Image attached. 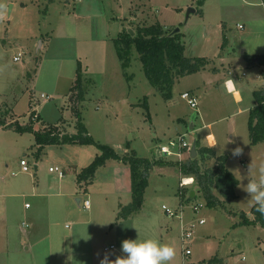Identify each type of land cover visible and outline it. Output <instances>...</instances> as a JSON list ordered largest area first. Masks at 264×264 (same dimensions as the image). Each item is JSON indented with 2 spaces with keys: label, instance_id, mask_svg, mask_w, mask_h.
I'll use <instances>...</instances> for the list:
<instances>
[{
  "label": "rangeland",
  "instance_id": "374dc122",
  "mask_svg": "<svg viewBox=\"0 0 264 264\" xmlns=\"http://www.w3.org/2000/svg\"><path fill=\"white\" fill-rule=\"evenodd\" d=\"M260 1L264 4V0H203L201 4L199 0H0V89L12 80L14 83L13 88L7 87L0 94V119L6 124L32 122L34 128L57 126L60 131L75 132L76 118L71 109L75 93L70 89L67 92L66 85L70 81L73 84L80 66L84 99L78 105L82 122L95 141L112 147L119 155L134 151L139 157L154 160L157 147H172L171 142L182 134L192 141L194 126H201L204 138L208 133L217 138L221 152L227 153L229 170L236 171L239 180L237 196L216 206L206 204L193 179L180 200L179 167L172 163L176 156L161 153L165 160L159 159L164 164L149 168L141 209L129 219H116L113 208L131 200L127 162L109 158L84 190L76 185V172L99 153L97 146L53 144L36 155L32 133L0 126V185L6 192L18 193L2 198L6 212H10L13 224H19L27 202L31 205L26 211L28 217L36 220L38 233L45 235L37 247L36 259L27 257L29 264H91L86 256H73L71 252L70 246L81 248L86 244H92V264H102L122 252L123 240L149 237L175 247L176 256L169 264H264V227L238 223L240 213L246 214L255 203L244 186L249 179L258 180L264 169V142L251 145L246 140L251 91L263 82L259 72L264 62L249 66L245 62L248 55L252 56L250 52H262L264 57ZM189 7L196 11L187 15ZM244 15L251 16V22L246 23ZM153 24L165 31L178 28L185 55L208 58L202 71L182 76L173 84L172 99L163 98L149 83L134 50L126 68H122L115 51L113 39L124 29L134 35L137 27ZM248 29L259 32L260 37L249 34ZM18 52L20 59L14 61ZM213 65L231 69L241 101L226 93L223 75L210 84L216 89L204 91L212 79L207 69ZM243 71L242 80L236 81ZM59 79L65 89L58 84L56 90ZM26 84L28 89L21 95V87L25 89ZM182 91L196 96V108L180 97ZM237 146L243 151L234 156L232 150ZM88 156L91 159H86ZM20 159L26 161L29 171H20ZM182 159L185 161L186 156ZM204 164L212 165L213 160ZM49 166L62 169L64 177L58 178ZM251 168L254 175L249 173ZM182 178L186 177L179 179L180 187ZM34 187L50 195L31 196ZM59 190L67 196H56ZM191 190L193 197L187 194ZM213 192L222 199L215 188ZM86 198L90 201L87 209L82 206ZM14 203L16 212L12 210ZM162 204L177 215H167ZM34 210H38V216ZM201 218L204 223L199 224ZM189 225L193 230L191 254L185 258L181 232ZM110 244L116 249L105 250Z\"/></svg>",
  "mask_w": 264,
  "mask_h": 264
},
{
  "label": "trees",
  "instance_id": "16d2710c",
  "mask_svg": "<svg viewBox=\"0 0 264 264\" xmlns=\"http://www.w3.org/2000/svg\"><path fill=\"white\" fill-rule=\"evenodd\" d=\"M202 1L199 0L200 4ZM222 37V45H224V34H222ZM113 43L122 68H126L129 64L132 50L138 54L144 75L165 99L171 97L172 87L177 78L199 71L207 62L204 56L185 55L180 33L172 34L171 30L165 31L159 24L139 26L134 35L124 29L123 32L113 39ZM81 72L80 66H77L74 82L70 87V91L75 93L73 105H71L76 118L75 132L66 133L60 131L57 126H45L40 129H34L32 122L21 125L14 121L6 124L3 119H0V126L5 128L13 127L17 132L27 131L32 133L34 144L37 145L36 155L42 153L46 145L93 144L97 146L99 153L76 174V183L84 190L91 183L97 168L104 165L109 158L127 162L130 168L131 200L125 205H120V209L116 214V219H124L140 210L145 188L148 184V170L151 165L164 163L159 158L151 161L147 157H139L134 151L119 155L112 147L94 140L82 122L78 105L84 99L83 75ZM253 100V106L250 107L247 117L250 144L264 141V89L253 90ZM32 120L33 117H31ZM195 142L196 157L191 158L188 155L185 161L177 160L172 163L179 167L182 175L193 178L200 192L204 195L208 206H216L222 201L234 199L238 180L225 166L227 155L216 154L212 147L200 144L198 139ZM209 159L213 160V164L205 165V161ZM213 188L222 196V199L217 197L213 192ZM187 194L189 195V192ZM256 208L255 203L250 207L252 218L241 212L242 219L239 223L244 225L258 223L264 227V214L258 212ZM211 260L209 259V262Z\"/></svg>",
  "mask_w": 264,
  "mask_h": 264
},
{
  "label": "crops",
  "instance_id": "0c3cea01",
  "mask_svg": "<svg viewBox=\"0 0 264 264\" xmlns=\"http://www.w3.org/2000/svg\"><path fill=\"white\" fill-rule=\"evenodd\" d=\"M260 4H262V5H260L259 4V6L262 8V11H263V14L262 15H264V4H263V2L262 1H260L259 2ZM195 11H196V9H195ZM194 11V12H195ZM200 14H203V9L199 12ZM244 17L246 18L244 21L246 22V23H249V22H251V19H253L251 16L249 17L248 15H244ZM264 18V17H263ZM239 25H241L240 23H238V26ZM242 27V26H241ZM223 28L221 29V31L220 32H223ZM246 32H248L249 34H254L255 35V37H257V38H259L260 36H259V32H257V31H255V30H253V29H248ZM223 46V45H222ZM184 51H185V46H184ZM245 53H247V52H245ZM249 54H251L252 56H248L249 57V59L248 60H245V62L247 61V63H246V65L247 66H249V65H256V64H258V63H262V62H264V57H263V55H262V52H250ZM223 55V54H222ZM221 55V57H220V60H223L224 58H223V56ZM243 55V54H242ZM207 57V56H206ZM257 57H260V59H257ZM207 60H208V58H207ZM209 60H211V58L209 57ZM219 62H221L222 63V61H219ZM254 67V66H253ZM226 67H220V66H212V67H208V71L209 70H211V73L209 74V77L211 78L212 77V79H211V81L209 82V81H207V85L205 86V88H204V91H209L210 89H212V88H214V89H216L217 87H210V84H211V86H212V81H215L216 80V78L217 77H220L221 78V76H222V85H223V87H224V89H225V91H226V93H228V94H232V95H234L235 96V100L236 101H241L242 100V97H241V92H240V90L237 88V84H236V82L232 79V77H233V72L231 71V69H229V68H226V74L223 72V70L225 69ZM202 69L203 68H201L199 71H202ZM199 71H197V72H195V73H199ZM264 69L263 70H261L260 72H259V74L261 75L260 77H261V79H262V83H260V85L258 86V87H256V88H254V89H252V91H251V94H252V96H253V90H256V89H264ZM35 73H36V69H35ZM35 73H34V75H35ZM192 74H194V73H192ZM242 76H244V71L241 73V74H237V77H235V80L236 81H241L242 80ZM60 78V77H59ZM178 79H180V77L179 78H177L176 80H175V82L178 80ZM13 81V80H12ZM12 81L6 86V87H3L2 89H0V94H4V91H5V88H7V87H14V83L13 84H11L12 83ZM175 82H174V84H175ZM205 82V81H204ZM31 83V82H30ZM34 83H35V81H34V79H33V87L31 86V92H33L34 90ZM71 83H72V81H70L67 85H66V87H67V92L69 91V89H70V87H71ZM58 84H60V86H62V89H65V87H64V85H62L63 84V82L62 83H60V79L58 80V82H57V87H56V90H57V88H58ZM214 85V84H213ZM231 87H230V86ZM27 87V84H26V86H25V89L23 88V87H21V90H20V94L22 95L23 94V92L22 91H27V89H28V87ZM64 87V88H63ZM203 87V86H202ZM12 88H10V89H12ZM203 89V88H202ZM207 89H209V90H207ZM55 90V91H56ZM57 92V91H56ZM66 92V93H67ZM183 92V91H182ZM181 92V93H182ZM41 93H43V92H41ZM181 93H180V95H181ZM33 94V93H32ZM195 96V95H194ZM195 98H196V96H195ZM169 99H172V94H171V97L169 98ZM196 100H197V98H196ZM253 101L254 100H252V105L251 106H249L248 107V109L246 110V113H247V117H248V111H249V109H250V107H252L253 106ZM197 105H198V102H197ZM196 108V107H195ZM237 111H240L239 110V108L237 109ZM236 111V112H237ZM236 112H234L233 114H235ZM34 120H35V118H34ZM246 123H247V120H246ZM208 125H210V123H208ZM193 125H191L190 127H192ZM0 128H2V127H0ZM33 128H34V126H33ZM34 129H40V128H34ZM200 129H201V126H198V127H195L194 126V129H193V139H192V141L193 140H196V139H198V141L200 142V144H202V145H207V146H210V147H212L214 150H215V152H216V154H226L227 155V153H222L221 151H222V149L223 148H221V147H219V142H218V140H217V138L212 134V133H208L206 136H205V138L202 136V134H201V132H200ZM247 130H248V128H247ZM232 138H233V136H231ZM241 137H242V134H241ZM247 138H248V143L250 144V142H249V136L247 135V137H246V140H247ZM245 140V142H247ZM191 141V142H192ZM262 142H264V141H262ZM258 143H261V142H258ZM258 143H256V144H258ZM256 144H251V145H256ZM35 145V144H34ZM32 146H33V144H31L29 147H30V149L32 148ZM48 145H46V146H44V148H43V150H42V153H44V149H45V147H47ZM79 146H82V145H79ZM37 147V145H35V148ZM49 147V146H48ZM82 148V147H81ZM158 148L159 147H157L156 148V152L154 153L155 154V158L156 159H158V158H161V159H164V157L163 156H161L160 155V153H158ZM32 150V149H31ZM36 150V149H35ZM35 150L33 151V153L35 152ZM126 152V151H125ZM124 152V153H125ZM81 153H83V151H81ZM170 156H172V155H170ZM186 156V159L188 158L187 157V155H186V153H183V155L181 156V158H177V157H175L176 159H174V158H172L173 160H175V161H177V160H179V161H184L182 158H184ZM196 156H197V153H196ZM195 156V157H196ZM91 157H93V156H91ZM167 157V156H166ZM90 158V156H88L86 159H89ZM149 160H151L152 161V159H150L149 157H147ZM169 158V157H168ZM228 158V157H227ZM91 159V158H90ZM156 159H154V160H156ZM165 160V159H164ZM107 161L108 160H106V162H105V164L107 163ZM104 164V165H105ZM38 165V164H37ZM37 165H35L34 166V168L35 169H37L38 168V166ZM104 165H102V166H104ZM163 165V164H162ZM227 165V161L225 162V166ZM228 166V165H227ZM226 166V168L229 170V166L227 167ZM49 167H52V166H49ZM101 167V166H100ZM59 168V167H58ZM60 169V168H59ZM74 170H75V168H73ZM232 168H230V172L236 177V178H238V175L236 174V171H234V170H231ZM62 170V169H61ZM98 168H97V170L95 171V174H94V176H93V178H92V181H91V183L90 184H92V182L94 181V179H95V175H96V172H98ZM21 171V170H20ZM62 172H63V175H62V177L61 178H63L64 177V171L62 170ZM79 172V171H78ZM78 172H76V174L78 173ZM249 173L251 174V175H254L253 174V172H252V168L249 170ZM14 174H15V172H14ZM130 175V174H129ZM181 177H190V176H184V175H182L179 171H178V186H177V193H178V195H180L179 197H180V200H182L183 199V197L184 196H182L183 195V193H184V191H186L187 189V185L189 184V183H187V184H185L186 186H184V184H183V186L182 187H180L179 186V179L181 178ZM59 178V177H58ZM60 178V179H61ZM113 179H115V178H113ZM75 180H76V176H75ZM238 180V179H237ZM239 181V180H238ZM90 184H88V185H90ZM76 185H77V187H79V185L76 183ZM238 185V184H237ZM39 186V185H38ZM0 187H2L3 188V190H1L0 189V264H29L28 263V261H27V257L28 256H31L32 257V259H36V255H37V247L39 246V245H41V243H42V241H43V239H44V237H45V235H44V232H42L41 233V235H40V233H38V231H39V229H40V226H39V224H37V222H36V220H33V218L32 217H28L29 215L26 213V211L31 207V205H28L27 204V202H25L24 203V209H22L23 211H22V216L24 217L22 220H21V222H19V224H13L12 222H11V218H10V212L8 213V211L6 212V207H5V202H4V199H2V198H4V197H6V195L7 196H15L16 197V195L18 196V193H16V192H6L4 189H5V187L4 186H1L0 185ZM237 187V186H236ZM236 187H235V193H236ZM80 188H82V187H80ZM88 188V186L86 187V189ZM38 189V187H34L33 188V192H32V195L31 196H34V197H44V196H49L50 194H48V192H40V191H38L37 190ZM35 190V191H34ZM8 193V194H7ZM145 193V192H144ZM190 193V192H189ZM215 193V192H214ZM56 196H59V197H64V196H67V193L66 192H63L62 190H59V191H57L56 193ZM217 195V194H216ZM189 196H190V194H189ZM193 196H194V193H193ZM236 196H237V193H236ZM87 199V198H86ZM144 199V198H143ZM75 200H76V202H80V198H78V197H76L75 198ZM89 200V199H88ZM120 205H124V204H122L121 202H119L114 208H113V215H116L117 214V212L119 211V209H120ZM89 206H90V201H89ZM141 209V208H140ZM13 211H15L16 212V205H15V203H14V206H13V209H12ZM34 212V214H36L37 216L39 215L38 214V210H34L33 211ZM14 213V212H13ZM15 214V213H14ZM247 215H249V218H251L250 216H251V213H250V209H249V211H247V213H246ZM133 214H131L130 216H128L127 217V219H129V218H131V216H132ZM122 219V218H121ZM240 222V221H239ZM238 222V223H239ZM204 223V222H203ZM236 225V224H235ZM244 225V224H243ZM65 227H67V224H65L64 225ZM89 229L91 230V227L89 226ZM191 244V243H190ZM91 245L92 244H90L89 246L86 244L84 247H82L81 246V248H78V247H72V246H70V248H71V252L73 253V256H76V255H83V256H86L87 258H89V260H90V262H91V264H92V262H93V256H92V254H91V252L89 251V248L91 247ZM110 245H113V244H110ZM114 246V245H113ZM34 247H35V249H34ZM106 247V246H105ZM111 249H116V247L114 246L113 248H111ZM181 253L184 255V257L185 258H188V257H190V254L189 255H185L184 254V251H183V248H182V246H181ZM59 252H62V251H59ZM28 254V255H27ZM121 255H123V253L121 252L120 253V251H119V253H118V255H116V256H114V257H112L111 259H112V261H115L116 260V258L118 257V256H121ZM66 256V254L64 253L63 254V257H65Z\"/></svg>",
  "mask_w": 264,
  "mask_h": 264
},
{
  "label": "clouds",
  "instance_id": "9594fccd",
  "mask_svg": "<svg viewBox=\"0 0 264 264\" xmlns=\"http://www.w3.org/2000/svg\"><path fill=\"white\" fill-rule=\"evenodd\" d=\"M239 146L232 150L234 156L242 154ZM244 190L255 202L256 210L264 214V169L259 179H249ZM121 250L124 255L118 256L115 261L105 259L102 264H169L176 256V249L169 243H162L156 238L125 239Z\"/></svg>",
  "mask_w": 264,
  "mask_h": 264
},
{
  "label": "built area",
  "instance_id": "2783aa9c",
  "mask_svg": "<svg viewBox=\"0 0 264 264\" xmlns=\"http://www.w3.org/2000/svg\"><path fill=\"white\" fill-rule=\"evenodd\" d=\"M239 27H241V25H239ZM21 53L18 52L16 55L13 56V60L14 61H18L20 59ZM180 97L182 99H185L188 103V105L191 108H195L197 107V100L195 98V96L193 95V93H191L190 91H183L180 95ZM36 116V115H34ZM34 118V117H33ZM171 146H160V148L157 150L158 153H165L167 156L173 155L176 156L177 158H181V156L183 155V153H186L187 155H189L190 153V146H191V141H188L185 139L184 134L180 135L178 137V139L174 142H171ZM20 165H21V171L23 172H27L29 171V166L27 165L26 161L24 159H20ZM49 171L51 172H56L58 177L61 178L63 175V172L61 169H59L57 166L55 167H49ZM188 179H191L190 182H192V177H186V178H182L180 185L183 186V184H187L190 182H187ZM82 206L84 208H88L89 207V200L88 199H84L82 201ZM161 208L164 210V212L169 215V216H175L176 211H173L172 209H170L169 207H167L166 205L162 204ZM195 210H197V207H194ZM204 222V219H200L199 220V224H202ZM190 226V225H189ZM184 228V227H183ZM193 236V230H192V226L188 227L187 229L184 228L181 232V242H182V248L184 251L185 255H189L191 253V249L189 246V243L191 242ZM113 245H110L109 247H104V249H111L113 248Z\"/></svg>",
  "mask_w": 264,
  "mask_h": 264
},
{
  "label": "water",
  "instance_id": "95a60500",
  "mask_svg": "<svg viewBox=\"0 0 264 264\" xmlns=\"http://www.w3.org/2000/svg\"><path fill=\"white\" fill-rule=\"evenodd\" d=\"M190 11L194 12L195 9L192 8V7H189V8H188L187 15L189 14ZM128 31H130V34L133 33L130 29H128ZM178 31H179V29H178V28H175V29H173V30L171 31V33L173 34V33H176V32H178ZM257 59H260V57H257ZM196 153H197V151H196V142H195V140H193V141L191 142L189 156H190L191 158H194V157L196 156ZM190 197H193V191H192V190L190 191Z\"/></svg>",
  "mask_w": 264,
  "mask_h": 264
},
{
  "label": "bare ground",
  "instance_id": "6f19581e",
  "mask_svg": "<svg viewBox=\"0 0 264 264\" xmlns=\"http://www.w3.org/2000/svg\"><path fill=\"white\" fill-rule=\"evenodd\" d=\"M229 86H230V85H229ZM230 87H231V86H230ZM190 181H191V179H188V180H187V182H190ZM190 183H191V182H190Z\"/></svg>",
  "mask_w": 264,
  "mask_h": 264
}]
</instances>
